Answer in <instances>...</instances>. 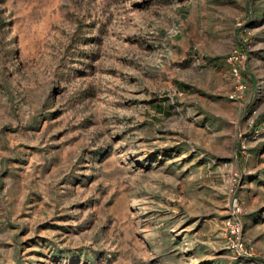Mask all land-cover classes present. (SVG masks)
Returning a JSON list of instances; mask_svg holds the SVG:
<instances>
[{
    "label": "rangeland",
    "instance_id": "rangeland-1",
    "mask_svg": "<svg viewBox=\"0 0 264 264\" xmlns=\"http://www.w3.org/2000/svg\"><path fill=\"white\" fill-rule=\"evenodd\" d=\"M234 205L264 261V0H0V264H247Z\"/></svg>",
    "mask_w": 264,
    "mask_h": 264
},
{
    "label": "built area",
    "instance_id": "built-area-1",
    "mask_svg": "<svg viewBox=\"0 0 264 264\" xmlns=\"http://www.w3.org/2000/svg\"><path fill=\"white\" fill-rule=\"evenodd\" d=\"M242 53L236 51L232 58L235 59L241 57ZM231 72L235 78V91H238L244 87V81L239 73L238 67L231 65ZM232 96V95H231ZM239 206L234 205L232 214L228 216L224 221L226 241L225 246L238 261L245 259L247 264H264V261L253 257V251L250 246H247L240 237V227L236 222V212L239 211Z\"/></svg>",
    "mask_w": 264,
    "mask_h": 264
},
{
    "label": "bare ground",
    "instance_id": "bare-ground-1",
    "mask_svg": "<svg viewBox=\"0 0 264 264\" xmlns=\"http://www.w3.org/2000/svg\"><path fill=\"white\" fill-rule=\"evenodd\" d=\"M145 238V237H144Z\"/></svg>",
    "mask_w": 264,
    "mask_h": 264
}]
</instances>
